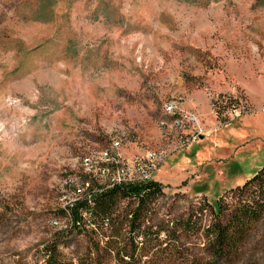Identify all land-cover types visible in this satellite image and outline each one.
<instances>
[{
	"label": "rangeland",
	"instance_id": "374dc122",
	"mask_svg": "<svg viewBox=\"0 0 264 264\" xmlns=\"http://www.w3.org/2000/svg\"><path fill=\"white\" fill-rule=\"evenodd\" d=\"M166 104L189 120L187 140L177 122L160 124L171 121ZM254 123L264 124V0H0V264H44L50 240L65 264L86 256L93 239L66 229L62 191L112 139L128 165L153 153L154 177L165 181L164 164L193 144L216 151L206 159L251 137L264 145ZM240 154L241 165L185 166V184L162 181L152 223L187 217L240 185L235 175L251 164ZM205 242L191 236L186 246L206 256ZM243 261L264 264V218Z\"/></svg>",
	"mask_w": 264,
	"mask_h": 264
},
{
	"label": "trees",
	"instance_id": "16d2710c",
	"mask_svg": "<svg viewBox=\"0 0 264 264\" xmlns=\"http://www.w3.org/2000/svg\"><path fill=\"white\" fill-rule=\"evenodd\" d=\"M110 165L117 167L114 162ZM107 166L102 164L97 173L84 170L77 182L72 173L68 176L66 187L73 198L61 204L59 213L67 220L68 231L88 233L93 239L78 264H258L243 261V249L264 218V165L243 184L225 190L228 196L236 193V204L224 203L223 193L216 203L164 224H154L150 218L163 184L155 177L106 184L101 171ZM207 213L211 220L204 225ZM191 236L206 239V256L187 248ZM58 245L55 240L46 243L44 264H65Z\"/></svg>",
	"mask_w": 264,
	"mask_h": 264
},
{
	"label": "built area",
	"instance_id": "2783aa9c",
	"mask_svg": "<svg viewBox=\"0 0 264 264\" xmlns=\"http://www.w3.org/2000/svg\"><path fill=\"white\" fill-rule=\"evenodd\" d=\"M163 113L167 116H171V121L168 119H164L160 122L163 126H168L171 124H174L175 122L178 123V126L181 125L184 127L185 131L181 132L182 135H180L181 139L187 140L189 136L192 135L188 131V124L189 120L185 118L184 114L180 112V110L177 109L175 105L166 104L163 107ZM177 116V118L175 117ZM112 146H109L107 148H104L102 150V159L95 160L94 164L91 163V167H89V156L84 157V167L86 168L85 171H94L99 172L102 169V164L107 163L108 166L104 168L101 171V178L102 181L106 184H110L113 181H123V180H151L154 178V171L158 168L155 164V162L152 161V154L143 155L140 160L137 162L136 160H133V165L126 164V159H124L120 153L116 152L114 149L118 148L120 146V141L112 139L111 142ZM117 163V167L113 169L110 163ZM136 163V164H135ZM73 177V178H72ZM73 181H78V175L71 176ZM70 178H67L65 180V185L63 189V195L61 198L62 204L66 205L73 197L72 193L69 191V189L66 187L68 185V181ZM106 179V180H105ZM54 224H59V220H54Z\"/></svg>",
	"mask_w": 264,
	"mask_h": 264
},
{
	"label": "crops",
	"instance_id": "0c3cea01",
	"mask_svg": "<svg viewBox=\"0 0 264 264\" xmlns=\"http://www.w3.org/2000/svg\"><path fill=\"white\" fill-rule=\"evenodd\" d=\"M255 124V128H257V130H259L261 132V134L264 132V124ZM246 136V135H245ZM255 140H257L256 142H254ZM260 139L258 138H252L248 141L247 143V147L242 148L243 150H247L250 152V155L247 156L246 158H248L249 160H251V164L248 167H244L243 169H240L237 172V175H235L237 177V182L239 183H244L247 179H249L248 177H252L257 171L258 169L261 167V165L259 166V164H257V162L259 160H261V152L262 149L264 148V145L262 142L259 141ZM226 145V146H225ZM230 143H223V149L227 148L228 146H230ZM233 145V144H232ZM231 145V146H232ZM212 148V147H211ZM210 146L208 148H206L203 151H198V144H193L191 146L190 149H188L184 155V157L179 161L178 164L173 165L172 161L166 162L163 166V174L166 177L165 181L156 178L157 181L161 182L162 181L164 183H167L169 185H175V186H179V185H183V182H186V179H188V174L187 173H183L181 172L182 168H184L185 166H188L192 169L197 168L201 163H206V165H208L209 163H214L217 162L220 164V167L222 168H226L229 166H233L235 165H241L238 159V156L241 155L240 153L242 152L241 148H238L237 146H232L231 152L229 155L227 156H221L219 158H210V159H206L207 155H210L211 153H213V151L211 150ZM216 153V151H214ZM196 153V154H195ZM229 152L227 150H224V155L228 154ZM194 155V156H193ZM174 160L176 158H173ZM202 160H205L204 162ZM244 161V160H243ZM256 163V164H254ZM186 178H185V177ZM167 178H173L175 179L174 182H169ZM183 178V179H182ZM185 178V179H184ZM163 184V183H162ZM179 189H183L179 188ZM187 191V190H186Z\"/></svg>",
	"mask_w": 264,
	"mask_h": 264
}]
</instances>
